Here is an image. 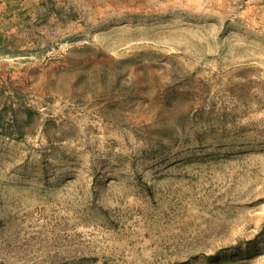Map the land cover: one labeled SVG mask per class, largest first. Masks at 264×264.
Segmentation results:
<instances>
[{
  "label": "rangeland",
  "instance_id": "obj_1",
  "mask_svg": "<svg viewBox=\"0 0 264 264\" xmlns=\"http://www.w3.org/2000/svg\"><path fill=\"white\" fill-rule=\"evenodd\" d=\"M0 264H264V0H0Z\"/></svg>",
  "mask_w": 264,
  "mask_h": 264
},
{
  "label": "trees",
  "instance_id": "obj_2",
  "mask_svg": "<svg viewBox=\"0 0 264 264\" xmlns=\"http://www.w3.org/2000/svg\"><path fill=\"white\" fill-rule=\"evenodd\" d=\"M1 118V117H0Z\"/></svg>",
  "mask_w": 264,
  "mask_h": 264
}]
</instances>
